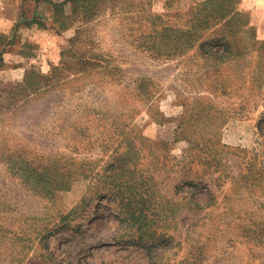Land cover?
I'll use <instances>...</instances> for the list:
<instances>
[{"label":"rangeland","instance_id":"374dc122","mask_svg":"<svg viewBox=\"0 0 264 264\" xmlns=\"http://www.w3.org/2000/svg\"><path fill=\"white\" fill-rule=\"evenodd\" d=\"M258 2L0 0V264H264Z\"/></svg>","mask_w":264,"mask_h":264},{"label":"trees","instance_id":"16d2710c","mask_svg":"<svg viewBox=\"0 0 264 264\" xmlns=\"http://www.w3.org/2000/svg\"><path fill=\"white\" fill-rule=\"evenodd\" d=\"M47 3L48 5L51 6L52 10H53V21H56L58 17V15L61 13V12H64V4L66 2H74V0H68V1H65L64 3H52L50 0H35V3ZM64 19H66L65 15L63 16ZM21 24H23L25 27H30L31 24H33V21H27L25 19H21ZM58 22V21H57ZM20 23H17L15 25V27H18ZM2 39H4V37L1 35L0 36V45L3 44V47L2 49L0 50V64L3 63V60H2V57H3V54L5 53L6 49L12 45V40L11 41H8V42H5L3 43ZM204 47H207L209 48V50H206L204 51ZM217 47H220L222 48V50L225 51V53H230L231 51V47L230 45L224 41V39H215V38H211V39H208L207 41L201 43L199 45V49L201 50V52L203 53L204 56L206 57H209V54H211V52H213L212 50H215V48ZM209 51V52H208ZM30 76H32V73H26L25 74V77H24V81L27 80V78H29Z\"/></svg>","mask_w":264,"mask_h":264},{"label":"crops","instance_id":"0c3cea01","mask_svg":"<svg viewBox=\"0 0 264 264\" xmlns=\"http://www.w3.org/2000/svg\"><path fill=\"white\" fill-rule=\"evenodd\" d=\"M254 1H256V0H254ZM258 4L260 5V4H263V9H264V0H259V2H258ZM258 4H256L255 3V5L257 6V8H258ZM250 6L248 5V7L247 8H249ZM264 11V10H263ZM261 12L260 11V14H258V16H261L262 14H263V18H264V12ZM259 13V12H258ZM258 31L262 34V35H264V20H262L261 22H260V24H259V26H258Z\"/></svg>","mask_w":264,"mask_h":264}]
</instances>
